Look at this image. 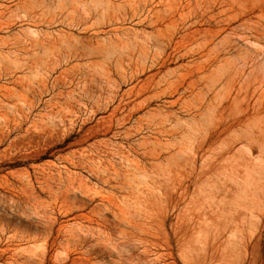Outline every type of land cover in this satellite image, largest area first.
<instances>
[{
    "label": "rangeland",
    "instance_id": "obj_1",
    "mask_svg": "<svg viewBox=\"0 0 264 264\" xmlns=\"http://www.w3.org/2000/svg\"><path fill=\"white\" fill-rule=\"evenodd\" d=\"M0 264H264V0H0Z\"/></svg>",
    "mask_w": 264,
    "mask_h": 264
},
{
    "label": "bare ground",
    "instance_id": "obj_2",
    "mask_svg": "<svg viewBox=\"0 0 264 264\" xmlns=\"http://www.w3.org/2000/svg\"><path fill=\"white\" fill-rule=\"evenodd\" d=\"M179 3H180V2H179ZM164 7H165V6H164ZM164 7H163V8H164ZM176 7H177V6H176ZM167 8H168V7H167ZM167 8H166V9H167ZM156 10H157V9H156ZM148 11H149V10H148ZM151 13H152V12H151ZM151 13H150L149 15H151ZM157 14H158V13H157ZM210 15H211V14H210ZM211 16H212V15H211ZM195 17H196V16H195ZM195 17H194V18H195ZM155 18H156V17H155ZM209 18H210V17H209ZM192 21H193V20H192ZM193 22H194V21H193ZM157 30H158V29H157ZM159 30H160V29H159ZM159 30H158V31H159ZM43 243H44V242H43ZM64 249H65V248H64Z\"/></svg>",
    "mask_w": 264,
    "mask_h": 264
}]
</instances>
